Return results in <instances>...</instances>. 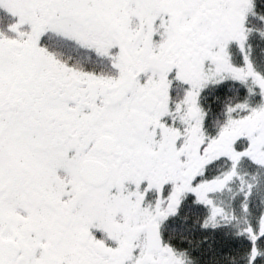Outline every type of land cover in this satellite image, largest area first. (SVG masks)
I'll return each instance as SVG.
<instances>
[{
	"label": "snow or ice",
	"instance_id": "snow-or-ice-1",
	"mask_svg": "<svg viewBox=\"0 0 264 264\" xmlns=\"http://www.w3.org/2000/svg\"><path fill=\"white\" fill-rule=\"evenodd\" d=\"M0 264H264V0H0Z\"/></svg>",
	"mask_w": 264,
	"mask_h": 264
}]
</instances>
